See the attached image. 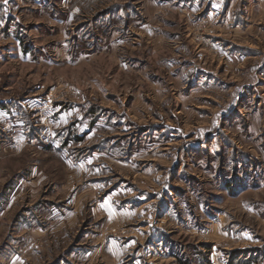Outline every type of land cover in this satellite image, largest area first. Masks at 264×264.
<instances>
[{"label":"rangeland","instance_id":"rangeland-1","mask_svg":"<svg viewBox=\"0 0 264 264\" xmlns=\"http://www.w3.org/2000/svg\"><path fill=\"white\" fill-rule=\"evenodd\" d=\"M235 257L264 264V0H0V264Z\"/></svg>","mask_w":264,"mask_h":264},{"label":"crops","instance_id":"crops-1","mask_svg":"<svg viewBox=\"0 0 264 264\" xmlns=\"http://www.w3.org/2000/svg\"><path fill=\"white\" fill-rule=\"evenodd\" d=\"M155 197L154 195L151 194H146V198L144 200L138 199V197H131L130 199L126 200L124 204H129L130 208L135 210L137 208H141L144 205H147L148 203L154 201ZM108 220L110 217H106ZM117 222L121 220L123 217H115ZM126 218V217H125ZM130 218V217H129ZM134 219H139L141 220H146L144 223L141 225V230L145 232V237L146 239L143 242H138L137 244V250L142 249V248H150V249H158L159 247L166 246V240L167 234L164 233L162 230H157L153 224L150 223L149 218H141V217H134ZM115 220V221H116ZM164 244V245H163ZM137 260V259H136ZM136 260L134 262H136ZM156 264V263H153Z\"/></svg>","mask_w":264,"mask_h":264},{"label":"trees","instance_id":"trees-1","mask_svg":"<svg viewBox=\"0 0 264 264\" xmlns=\"http://www.w3.org/2000/svg\"><path fill=\"white\" fill-rule=\"evenodd\" d=\"M259 260H243L240 258H232L226 264H257ZM180 264H191L188 261H184L183 259L179 260Z\"/></svg>","mask_w":264,"mask_h":264}]
</instances>
